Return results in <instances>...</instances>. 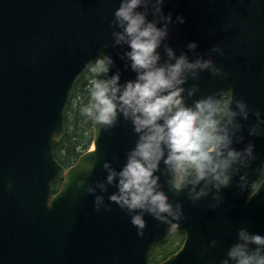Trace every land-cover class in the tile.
Masks as SVG:
<instances>
[{
  "label": "water",
  "instance_id": "obj_1",
  "mask_svg": "<svg viewBox=\"0 0 264 264\" xmlns=\"http://www.w3.org/2000/svg\"><path fill=\"white\" fill-rule=\"evenodd\" d=\"M117 7L119 0H0V264H151L154 245L174 226L185 233L184 242L159 264H219L239 228L264 235V136L249 137L247 121L245 142L255 145L258 158L246 171L250 182L262 185L259 192L249 198L250 188L222 189L215 210L210 197L193 204L184 192L169 193L185 219L163 224L146 214L142 237L117 205L97 212L94 196L77 187L80 179L102 180L106 160L123 166L136 139L130 123L121 119L110 133L93 124L94 148L67 168L55 157L71 89L92 61L110 54L109 75L119 70L121 83L135 78L119 57L126 46L111 47L109 21ZM163 11L185 20L171 27L167 41L177 55L192 41L201 53L218 43L224 49L212 58L228 78L201 73L189 81L199 84L197 96L231 89L264 117V0H165ZM62 175L53 194L52 182ZM115 190L109 186L105 202ZM212 239L217 246L202 255Z\"/></svg>",
  "mask_w": 264,
  "mask_h": 264
},
{
  "label": "clouds",
  "instance_id": "obj_2",
  "mask_svg": "<svg viewBox=\"0 0 264 264\" xmlns=\"http://www.w3.org/2000/svg\"><path fill=\"white\" fill-rule=\"evenodd\" d=\"M164 3L119 0L109 21L111 47L126 46L119 57L135 78L121 83L119 70L108 74L115 66L112 55H99L96 65L100 71L89 88V102L80 108L97 131L110 133L121 119L131 125L136 139L125 153L123 166L118 169L106 160L102 180L91 184L80 179L77 187L94 196L95 211H112L115 204L126 212L141 237L146 214L163 224L185 219L182 204L170 199L169 193L184 192L193 204L210 197L208 207L215 210L223 203L222 189L235 186L242 193L250 188L251 198L262 186L250 182L246 171L258 157L255 145L245 142L242 122H249V137H260L264 136V117L231 89L197 96L199 84L189 81H198L201 73L228 78L212 58L223 55L224 49L218 43L201 53L192 41L186 45L187 51L177 55L167 41L171 27L185 20L182 15L173 20L170 12L165 14ZM188 52L195 58L190 59ZM229 91L232 94L225 99ZM237 144L244 146L238 149ZM234 177L238 178L235 182ZM109 186L116 190L105 202ZM217 244L212 239L202 255ZM219 264H264V235L239 228Z\"/></svg>",
  "mask_w": 264,
  "mask_h": 264
},
{
  "label": "trees",
  "instance_id": "obj_3",
  "mask_svg": "<svg viewBox=\"0 0 264 264\" xmlns=\"http://www.w3.org/2000/svg\"><path fill=\"white\" fill-rule=\"evenodd\" d=\"M99 71L95 60L79 75L71 90L65 109V132L54 149L56 158L66 167L75 162L78 156L92 144L93 125L90 120L81 115L80 108L89 102V88ZM225 99H228V96ZM62 179L59 177L53 182L54 192L59 188ZM183 239L182 234L175 232L166 241L156 245L151 255V262L157 263L176 251Z\"/></svg>",
  "mask_w": 264,
  "mask_h": 264
},
{
  "label": "bare ground",
  "instance_id": "obj_4",
  "mask_svg": "<svg viewBox=\"0 0 264 264\" xmlns=\"http://www.w3.org/2000/svg\"><path fill=\"white\" fill-rule=\"evenodd\" d=\"M91 148H94V145H92Z\"/></svg>",
  "mask_w": 264,
  "mask_h": 264
}]
</instances>
